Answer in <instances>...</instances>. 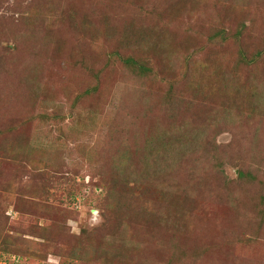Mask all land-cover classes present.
Listing matches in <instances>:
<instances>
[{
	"label": "rangeland",
	"instance_id": "rangeland-1",
	"mask_svg": "<svg viewBox=\"0 0 264 264\" xmlns=\"http://www.w3.org/2000/svg\"><path fill=\"white\" fill-rule=\"evenodd\" d=\"M0 264H264V0H0Z\"/></svg>",
	"mask_w": 264,
	"mask_h": 264
},
{
	"label": "trees",
	"instance_id": "trees-1",
	"mask_svg": "<svg viewBox=\"0 0 264 264\" xmlns=\"http://www.w3.org/2000/svg\"><path fill=\"white\" fill-rule=\"evenodd\" d=\"M239 175H242V173H239ZM244 176L249 178V179H253V176L249 172H245Z\"/></svg>",
	"mask_w": 264,
	"mask_h": 264
}]
</instances>
